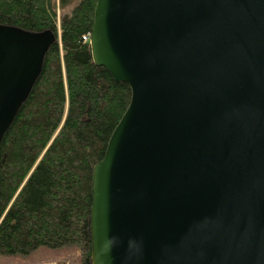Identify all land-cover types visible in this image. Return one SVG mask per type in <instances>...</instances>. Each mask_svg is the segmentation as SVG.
Wrapping results in <instances>:
<instances>
[{"label":"water","instance_id":"1","mask_svg":"<svg viewBox=\"0 0 264 264\" xmlns=\"http://www.w3.org/2000/svg\"><path fill=\"white\" fill-rule=\"evenodd\" d=\"M56 40L0 25V143ZM89 47L131 92L90 264H264V0H96Z\"/></svg>","mask_w":264,"mask_h":264},{"label":"trees","instance_id":"2","mask_svg":"<svg viewBox=\"0 0 264 264\" xmlns=\"http://www.w3.org/2000/svg\"><path fill=\"white\" fill-rule=\"evenodd\" d=\"M96 0H0V25L57 36L0 143V255L75 247L90 264L92 166L128 107L127 84L93 64Z\"/></svg>","mask_w":264,"mask_h":264},{"label":"rangeland","instance_id":"3","mask_svg":"<svg viewBox=\"0 0 264 264\" xmlns=\"http://www.w3.org/2000/svg\"><path fill=\"white\" fill-rule=\"evenodd\" d=\"M62 10H57V16L70 13L79 0H65ZM0 264H80V252L75 247L52 250L41 247L28 255H0Z\"/></svg>","mask_w":264,"mask_h":264},{"label":"built area","instance_id":"4","mask_svg":"<svg viewBox=\"0 0 264 264\" xmlns=\"http://www.w3.org/2000/svg\"><path fill=\"white\" fill-rule=\"evenodd\" d=\"M89 37H90V33L84 35V36L82 37V40L85 41V42H87V43H89Z\"/></svg>","mask_w":264,"mask_h":264}]
</instances>
